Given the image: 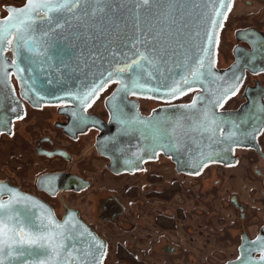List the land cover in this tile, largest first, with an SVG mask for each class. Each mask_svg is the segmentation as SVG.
I'll return each instance as SVG.
<instances>
[{
    "label": "water",
    "instance_id": "1",
    "mask_svg": "<svg viewBox=\"0 0 264 264\" xmlns=\"http://www.w3.org/2000/svg\"><path fill=\"white\" fill-rule=\"evenodd\" d=\"M169 4L174 7H169ZM214 4L218 6V0H149L148 5H143L142 0H78L77 7L72 11L51 14L55 17L51 22L47 19L37 20L36 35L47 42L44 45L47 49L45 55H35L22 49L20 55L14 57L13 45L10 48L13 59L24 69L17 73L16 67L6 59L4 52L0 54V132L8 130L10 122L21 115L22 101L34 107L69 104L83 109L84 106L75 96L83 95L93 85H99L118 64L122 66L126 59L130 63L139 51L155 63L145 61L142 69L121 74L120 78L128 88H121L116 83L113 92L116 96L113 99L112 93L106 103L111 112L119 110L125 114L121 120L114 121L118 125L117 130L102 136L98 141L100 151L111 160V168L121 172L123 169L116 167L122 161L137 162L153 158L155 154L151 151L152 147H155V153L170 157L179 172L188 174H197L201 170L203 164L194 165L202 156L206 164L232 163L233 147L250 144L243 138V133L239 135L238 132L244 128L252 129V118L251 125L245 126L247 122L243 120L249 118L245 117L244 112L219 113V107L209 103L221 96L224 88L235 82L237 77L240 82L243 71V67L237 65L223 71L214 67L221 27L213 30L211 42L205 36L206 30L210 29L209 18L213 16ZM9 15L8 11L7 17ZM7 17L0 20V23ZM216 19L225 20L222 16ZM57 24L60 26L57 27ZM136 41L138 43L133 47ZM202 48L208 49L207 55ZM201 57L205 62V68L201 71L210 70L213 75L195 81L191 90L185 87L184 95L193 90L198 91L186 104L190 105L198 97L195 108H186V105L163 108L143 117L137 111L136 102L128 100L129 96L159 101L181 98L184 95H168L169 87L174 80L190 75L191 69ZM10 73L19 89V97L12 88ZM133 79L144 86L133 88ZM110 83L114 82L108 81L105 87ZM261 96H258V103H261ZM246 107H251L250 103ZM205 110L214 113L219 124L214 133L201 123ZM237 118L241 121L239 125L235 124ZM263 122L264 116L258 119L257 128ZM161 134L165 137L162 141ZM161 142L166 146L159 147ZM0 185L4 186L0 188V198L8 196L6 200L0 199V202H7L13 192L28 197V200L14 204L19 213L33 216L39 224V217L50 212L57 223L70 231L71 238L66 241L67 264H95L98 248L93 237L103 244L105 252L104 240L80 220L76 212L66 213L59 221L52 209L38 198L6 184ZM34 251L24 246L19 255L11 258L10 264H34L36 256L30 255ZM68 253L71 255L68 256ZM252 264H264V260L262 257L259 260L253 259Z\"/></svg>",
    "mask_w": 264,
    "mask_h": 264
},
{
    "label": "flooded vegetation",
    "instance_id": "2",
    "mask_svg": "<svg viewBox=\"0 0 264 264\" xmlns=\"http://www.w3.org/2000/svg\"><path fill=\"white\" fill-rule=\"evenodd\" d=\"M23 4L20 6H7L3 8L5 9V13H2V10H0V20L7 17L8 8H20ZM233 39L234 45L231 49L232 59L227 66L218 70H226L232 65H237V67L241 66L243 67L242 77L238 84L239 90L234 96L230 95L229 98L224 101L223 107H219L218 112L233 114L244 112L245 117L249 118L247 121L243 120L244 123L247 122L245 126L251 125L252 118V129L244 128L238 132L239 135L243 133V138L250 144L233 147L231 154L233 164L208 163L207 166L210 164V166L218 164L224 168L235 166L240 160V154L244 155L243 158L248 166V168L244 170H250L252 176L255 177L254 182L261 187L259 198L255 193H252V203L257 205L256 207L254 206V213H261L264 217V122L260 128H257L258 119L264 116V84L262 83L263 79H260L261 75L264 76V30L254 29L252 25H249L243 29H237L233 33ZM4 55L6 59L12 61L13 56L11 49L5 51ZM9 80L11 81L15 95L19 97V89L11 73ZM116 85V83L108 84L96 98L90 102L91 107H88L86 110L85 108L77 109L69 104L34 107L22 101V113L19 116L22 117V119L19 117L13 119L10 122L8 130L0 132V145L2 142L1 140L13 143L6 157L4 149L0 148V183L16 188L24 194L38 198L52 209L55 218L59 221L64 218L66 213L71 211L76 212L80 220L88 221L90 224L87 225L105 242V255L102 259V264H104L107 255L106 252L109 248V241L103 237L100 232L97 233L95 230L97 228L91 225V223H93V221L101 225L109 223V225L119 228L127 224V227L124 228V232H129L133 228V225L128 219L131 218V216L129 217L127 215V207L124 202L118 198L115 191L106 188H100L99 190H94L92 188L91 185L97 182L96 179H98V175L102 176L108 174V176H112V178L116 180V178L118 179L123 176H130L137 173L145 174L146 181L143 184L145 188L143 191L144 195L162 202L167 201L160 200L152 195L159 193L163 189L152 187L159 181V176H154V174L147 172L148 164L151 162H158L160 157L168 158L169 162H172L174 165L175 173L193 175L179 172L172 159L162 153H156L153 158L143 161L137 160L136 162L135 160H131L134 163L122 161L119 163V166L116 167L117 169L121 167V169H123L121 172H115V170L111 168V160L100 151V148H98V141L102 136L116 131L118 125L115 124L114 121L121 120L123 115H125L123 112L120 113L119 110L111 112L106 105ZM197 92V90L189 92L193 94L191 98L189 97V101L185 102H181L182 97L170 101H158L157 106L150 109L148 112L140 108V101L143 97L129 96L128 100L135 101L138 113L146 117L163 108L186 105ZM260 94H262L260 98L261 103H258V96ZM101 98L102 107L101 109H97L100 101L98 99ZM248 103H250L251 107H246ZM113 117L115 120H113ZM237 117L239 118V115H237ZM238 118L235 119V124L239 125L241 121ZM16 140L20 142L17 143ZM27 143L28 145H25ZM17 145H20V147H18L22 153L17 151ZM89 153L91 155L93 154V157L86 160V155ZM26 157H29V159ZM34 158L35 161H33ZM92 161H101V166L98 168L99 171H96L95 166L90 163ZM18 164H20L21 167H25L26 170H31L35 167L37 171L34 178H30V175H27V173H25L24 176L23 174H19L17 170L19 167H16ZM133 167L135 168L132 169ZM206 169L207 167L203 166L198 173L201 174L205 172ZM88 174H90L91 177H88ZM98 180L100 181L101 179ZM152 182L155 183L153 184ZM175 182L176 181L173 183ZM173 183L171 182L170 185ZM99 185L100 184H98V186ZM127 185L125 198L134 199L135 195L138 193V191L135 190V183L132 182ZM252 192H254V187L252 188ZM65 194L69 195V201L74 203V205L64 201L63 195ZM84 194L90 195L91 206L88 210V215L83 214L81 210L82 202L86 197ZM7 197V195H4L1 196L0 199L6 200ZM171 200H173V198ZM229 202L239 213V220H241L242 223L238 222L240 236L237 245V258L225 264H252L253 259L259 260L264 254V243H261V241L264 240V219L262 222L257 223L258 218L255 217V220H252L251 215V217H249V226L254 227V230L252 231L253 233H248L246 230L247 227L243 222L246 220L244 212L245 205L238 202L236 195H231ZM178 213V210H176L173 216L158 214L154 217L153 222L160 230L162 229L166 232L177 230V219H183L182 215H178ZM258 217L260 216L258 215ZM188 236V247L191 249L192 243L190 235ZM178 242V240L175 242H166L164 239L160 238L157 242L149 240L148 244L152 245L150 247L153 249L154 253L159 250L157 254L169 255L170 253L176 254L177 249L181 247ZM120 246L123 247L127 255L133 256L136 261L135 263L122 262L121 264H151L147 262L148 260L143 258V256L139 257L138 254L131 251L129 242L125 244H116L114 257H116V252ZM151 249L149 250L151 251ZM147 253L150 254V252ZM177 253L181 254L180 251Z\"/></svg>",
    "mask_w": 264,
    "mask_h": 264
},
{
    "label": "rangeland",
    "instance_id": "3",
    "mask_svg": "<svg viewBox=\"0 0 264 264\" xmlns=\"http://www.w3.org/2000/svg\"><path fill=\"white\" fill-rule=\"evenodd\" d=\"M25 0L12 3L8 0H0V10L5 13V7L9 5H22ZM251 0H232L231 10L227 13V18L223 22V27L220 35H218L219 41L216 45L215 53V69H220L231 61V49L234 45L233 33L237 29H243L247 26L257 28L258 30H264V17L262 12L258 10L254 4L247 2ZM252 2V1H251ZM250 2V3H251ZM260 76L262 83L264 84V76ZM115 84V82L113 83ZM193 94V93H192ZM190 95V98L192 96ZM188 97H182L181 102L189 101ZM99 104L97 109L102 107V98L98 99ZM159 100L151 98H143L140 101V108L144 111L157 106ZM0 148L4 149L5 157L11 150L10 146L13 144L9 141L1 140ZM19 143V140H16ZM90 143V142H88ZM9 144V145H8ZM25 145H28L25 144ZM20 145H17V151L22 153L19 149ZM93 154L86 155V160L91 159ZM244 155L240 154V160L237 165L231 167H222L218 164L207 166L205 172L199 175H187L175 173L174 165L169 162V159L160 157L158 162H151L148 164L147 172L159 176V181L155 183V188L167 189L175 182V185L179 187V192L175 194L173 200L162 202L148 198L144 195L143 187L145 180V174H134L130 176H123L121 178L113 179L112 176L104 174L97 176V182L92 186L94 190L100 188H106L115 191L118 198L124 202L127 207V215L131 221L133 228L129 232H124L125 224L122 228L109 225L91 223L97 233L105 237L109 241V248L106 252L104 264H121L114 257L115 245L118 243L129 242L130 250L139 257L145 258L151 264H225L236 260L238 255L237 245L240 236L239 213L230 205L229 198L231 195H236L238 202L245 205L246 220L243 221L247 227L248 233H253L254 227L249 226V217L252 215V220L255 217L258 218L257 223L262 222L263 214L254 213V209L257 206L252 203V193H255L259 198L261 187L254 182V178L250 170H244L248 168L247 162L243 158ZM29 159V157H26ZM35 161V158L34 160ZM24 164V162L22 161ZM95 166V170L101 166V161L90 162ZM221 164V163H220ZM233 164H225L230 165ZM19 167L17 170L19 174L27 173L30 178H34L37 169L26 170L25 167ZM31 172V173H30ZM88 177H91L88 174ZM253 177V178H252ZM128 183H135V190L138 193L135 198H125V190ZM98 184H100L98 186ZM254 187V192L252 188ZM135 191V192H136ZM86 195V194H84ZM69 195H63L64 201L73 204L69 201ZM83 196V195H82ZM90 195H86L82 202L81 210L83 214L88 215V210L91 206ZM255 206V207H254ZM178 210V215H182L183 219H177V230L166 232L160 230L153 222L156 215H174ZM254 216V217H253ZM179 218V217H177ZM88 220H91L87 218ZM86 225L90 224L88 221H83ZM190 235L192 248L188 247V238ZM164 239L166 242L179 241L181 246L177 249L176 254L170 253L169 255H159L154 253L151 249V244H148L149 240L153 242ZM188 241V242H187ZM148 244V245H147ZM148 247V248H147ZM151 249V251L149 250ZM180 251L181 254L177 252ZM147 252H150L148 254ZM145 253V254H143Z\"/></svg>",
    "mask_w": 264,
    "mask_h": 264
},
{
    "label": "snow or ice",
    "instance_id": "4",
    "mask_svg": "<svg viewBox=\"0 0 264 264\" xmlns=\"http://www.w3.org/2000/svg\"><path fill=\"white\" fill-rule=\"evenodd\" d=\"M78 0H27L24 7L20 9L9 8L8 11L10 15L5 21L0 23V54L8 51L14 45L13 56H18L21 50H25L29 53L35 55H45L47 49L44 45L46 41H42L36 35L37 20L47 19L51 22L55 17L51 14L60 13L63 11H72V9L77 7ZM143 5H148L149 0H142ZM138 7L140 4L137 5ZM231 0H218V6L214 4L213 6V16L209 18L210 29L206 30L205 36L208 41L211 42L214 36V29L217 27H223V21H218L216 17L227 18V11L231 10ZM169 7H174V5L169 4ZM222 9H226L222 11ZM60 25L57 24V27ZM47 35L46 33L44 34ZM138 41L133 43V47ZM205 55L208 54L207 48L201 49ZM147 61L149 64H154L155 61L150 57L137 51L134 57L131 58L129 63L126 59L122 66L119 64L116 66L113 72H109L106 80L101 81L99 85H93L89 91L83 95L77 94L75 99L84 106L85 110L91 107L89 102L92 97L97 95V93L105 87L108 81H113L120 84L121 88L127 89L128 85L121 79V74L136 69L143 68V62ZM211 64V61L209 62ZM12 66L16 67L17 73L24 71L17 64L16 59L12 60ZM205 68L204 58L201 57L197 60L196 66L191 69L190 75H184L180 80H174L172 85L169 87L168 95L173 97L185 94V87L191 90V85L197 81L202 80L207 76H212L213 73L209 70L207 72L201 71ZM7 75V73H5ZM115 77V79H114ZM239 77L236 81L230 84L228 87L224 88L223 93L215 101H209L210 104H215L218 107H223L224 101L229 98V96H234L239 90ZM137 79L132 80V87H143ZM118 89L117 91H119ZM154 91V90H153ZM69 95H72L69 93ZM116 93H113V99ZM198 97L193 99L190 105H186V108H195L198 102ZM75 115V113H74ZM22 119V117H19ZM202 125L208 130L215 132L216 128L219 127L214 113L205 110L202 113ZM165 137L161 134V141ZM231 139V136L229 137ZM159 147L163 148L166 145L164 143H159ZM153 154L155 153V147L151 148ZM211 157H208L210 159ZM129 163H134L129 161ZM204 163V158L197 161L194 166H199ZM199 174V173H197ZM0 185V188H3ZM28 197H22L13 192L12 198L7 202H0V264H10L11 258L15 255L20 254L21 248L27 246L30 249H34L33 253L30 255H35L36 259L34 264H67V257L65 253L67 252L66 241L71 238L70 231L65 229L64 225L57 223L49 212L46 216L39 217L40 223H36V218L33 216H26L19 213L14 207V204L19 203L20 200H28ZM46 221V223H45ZM67 224V221H65ZM98 248V254L95 255V264H102V258L105 255L103 244L96 240L95 237L92 238ZM260 239V238H258ZM264 243V240L261 241ZM92 254V253H88ZM71 254L68 253V256ZM264 260V256H262Z\"/></svg>",
    "mask_w": 264,
    "mask_h": 264
},
{
    "label": "trees",
    "instance_id": "5",
    "mask_svg": "<svg viewBox=\"0 0 264 264\" xmlns=\"http://www.w3.org/2000/svg\"><path fill=\"white\" fill-rule=\"evenodd\" d=\"M9 2L12 3H18L21 2L23 0H8ZM192 93H187L186 95L182 96V97H190ZM179 192V187H177L175 185V183H173L169 188L164 189L162 191H160L159 193H155L152 194L153 197L158 198L160 200H164V201H168L171 200L176 193ZM116 260L118 262H131V263H135V258L133 256H129L126 254V251L123 249V247H119V249L116 252Z\"/></svg>",
    "mask_w": 264,
    "mask_h": 264
},
{
    "label": "crops",
    "instance_id": "6",
    "mask_svg": "<svg viewBox=\"0 0 264 264\" xmlns=\"http://www.w3.org/2000/svg\"><path fill=\"white\" fill-rule=\"evenodd\" d=\"M251 1H250L251 3L249 1L247 3L254 4V6L262 12V17H264V0H251Z\"/></svg>",
    "mask_w": 264,
    "mask_h": 264
}]
</instances>
